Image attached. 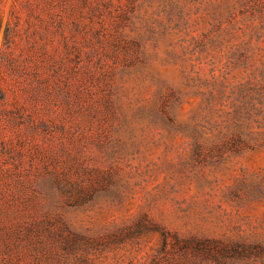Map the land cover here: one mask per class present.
<instances>
[{
  "label": "rangeland",
  "instance_id": "1",
  "mask_svg": "<svg viewBox=\"0 0 264 264\" xmlns=\"http://www.w3.org/2000/svg\"><path fill=\"white\" fill-rule=\"evenodd\" d=\"M95 1L25 264H264V0Z\"/></svg>",
  "mask_w": 264,
  "mask_h": 264
},
{
  "label": "trees",
  "instance_id": "2",
  "mask_svg": "<svg viewBox=\"0 0 264 264\" xmlns=\"http://www.w3.org/2000/svg\"><path fill=\"white\" fill-rule=\"evenodd\" d=\"M96 8L95 0H12L0 43V264H25L35 249L53 172L54 94L67 89Z\"/></svg>",
  "mask_w": 264,
  "mask_h": 264
}]
</instances>
